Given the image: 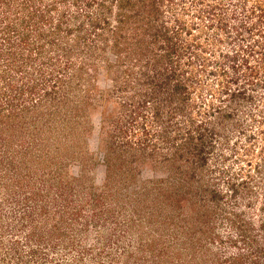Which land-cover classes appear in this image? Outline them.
<instances>
[{"label":"rangeland","instance_id":"rangeland-1","mask_svg":"<svg viewBox=\"0 0 264 264\" xmlns=\"http://www.w3.org/2000/svg\"><path fill=\"white\" fill-rule=\"evenodd\" d=\"M253 1L0 0V264H264Z\"/></svg>","mask_w":264,"mask_h":264},{"label":"trees","instance_id":"trees-1","mask_svg":"<svg viewBox=\"0 0 264 264\" xmlns=\"http://www.w3.org/2000/svg\"><path fill=\"white\" fill-rule=\"evenodd\" d=\"M254 5L252 6L249 15L247 16V18H252V16L257 17V19L260 21L261 26L264 24V4L263 2H261V0H254ZM115 4L118 6V8L120 9V11H122L123 9L127 8H131L134 4V2H131V0H116ZM55 6L53 5V10ZM33 16H36V11L34 10L33 13H29V18L31 19ZM264 33H262L261 35H263ZM264 56V54H263ZM233 58H236V56H234ZM261 65H264V59L263 61H261ZM250 72H253L252 70H250ZM231 93V92H230ZM239 93V91H238ZM16 262L21 261V258H16L15 259Z\"/></svg>","mask_w":264,"mask_h":264}]
</instances>
